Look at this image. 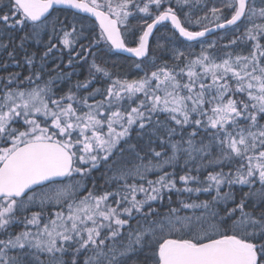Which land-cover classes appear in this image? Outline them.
Here are the masks:
<instances>
[{
  "label": "snow or ice",
  "instance_id": "obj_1",
  "mask_svg": "<svg viewBox=\"0 0 264 264\" xmlns=\"http://www.w3.org/2000/svg\"><path fill=\"white\" fill-rule=\"evenodd\" d=\"M0 54V264H264V0H0Z\"/></svg>",
  "mask_w": 264,
  "mask_h": 264
},
{
  "label": "trees",
  "instance_id": "obj_2",
  "mask_svg": "<svg viewBox=\"0 0 264 264\" xmlns=\"http://www.w3.org/2000/svg\"><path fill=\"white\" fill-rule=\"evenodd\" d=\"M221 2V0H218V1H216V0H208V7L210 8V7H212L213 6V3H215V6L216 5H218L219 3ZM206 10H207V8H205ZM205 9H202L201 11H200V13H198V15H196V16H200V15H202L203 13H204V11H205ZM184 11H187V9L185 10L184 9ZM181 18L183 19V16H181ZM92 22H93V20H92ZM136 23H138V19L137 20H130V24H136ZM191 30H200V28L199 27H194V28H192ZM162 31H165V29H163V28H161V29H158L157 30V32L159 33V32H162ZM224 35L225 37H226V39H224L223 41H219V43L220 44H226L227 43V41H228V39H231V37H232V35H234V33H232V32H227V33H225L224 31H220V32H217V33H215V34H213V35H211V36H209V37H207V41H211V40H213V39H216L217 37H219L220 35ZM180 47H181V49L182 50H186V51H191V52H199L200 51V46H199V44H194V43H192V44H182V45H179ZM32 46L30 45V48H31ZM233 51H238V50H240V49H232ZM220 51H224V49H220ZM243 51L244 52H247V51H249V49L248 48H243ZM156 55H159V53H156ZM4 57H3V55L2 54H0V60H2ZM101 59H103V60H107L109 63H108V67H112V63L114 62L115 63V65H116V67L113 69V71L116 73V74H118V75H120L121 77H128V78H131V79H133V78H137V75H139L138 74V71L135 69V67H134V65H133V61H132V58H130V57H127V56H125V55H123V54H119V53H117V52H115V53H113V57H109V56H103L101 53H100V55L97 57V60H98V62L101 60ZM162 59H164V60H168L169 61V63L171 64V60H170V58H169V56L168 55H164L163 57H162ZM25 68V70L24 69H21V68H19V67H17L16 65H12V64H9V66L7 67V69H9V70H13V72H26V73H28L26 70H28L27 69V66H25L24 67ZM1 69V68H0ZM85 74V73H84ZM81 78L83 77V75H81V73H80V75H79ZM67 84L66 83H64V84H62V86H61V88H60V90L62 91L63 90V88L66 86ZM157 150H159V149H157ZM170 170V169H169ZM209 170H211V169H209ZM101 171H102V169H101ZM193 174H195V173H193ZM205 175H206V173H204ZM95 176H94V178H96V179H100V184H102V182H103V180L100 178V172H95V174H94ZM150 178L151 179H154L155 178V176L154 175H150ZM99 184H97V188H99ZM178 187H180V186H182V185H180V184H178L177 185ZM197 195H199V199H201V200H204V199H209L210 197L207 195V194H197ZM196 198V196L194 195L193 197H192V199H195ZM176 200V197L175 196H173V201H175ZM155 206H157V205H154V207ZM173 206L174 207H179V205L178 204H173ZM166 209L165 208H161V211H165ZM192 211L193 210H191V209H186V210H183L180 214L181 215H191L192 214ZM197 214H199V211H197Z\"/></svg>",
  "mask_w": 264,
  "mask_h": 264
},
{
  "label": "rangeland",
  "instance_id": "obj_3",
  "mask_svg": "<svg viewBox=\"0 0 264 264\" xmlns=\"http://www.w3.org/2000/svg\"><path fill=\"white\" fill-rule=\"evenodd\" d=\"M216 1H218V0H216ZM217 7H219L220 6V3L218 4V5H216ZM187 8H185V10H186ZM203 9H205V8H203ZM202 10V8H201V6L200 5H197L196 7H194L193 9H192V16H193V19H195V17H196V15H198V13H200V11ZM187 11H188V9H187ZM205 11H207L206 9H205ZM203 15V14H202ZM93 23H96L95 21H93ZM96 25H97V23H96ZM97 30H98V25H97ZM220 36H224L223 34L222 35H220ZM221 42V41H220ZM113 53H115V51L114 50H112L111 51V53H109V52H101V54L104 56H109V57H113ZM66 60H67V57H65V64H66ZM48 67L49 68H51L52 67V61H49V65H48ZM144 67L147 69V70H152V64H151V62H150V60L149 61H146L145 62V65H144ZM80 68H82L81 70H80ZM136 69V68H135ZM62 70L63 71H66V72H70V71H72V69L71 68H69V67H64L63 66V68H62ZM137 71H138V74L139 75H137V78L138 77H140V76H142L143 75V72L142 71H140V70H138V69H136ZM27 72H28V70H26ZM85 72V74L83 75V77L81 78L78 74H80L79 72ZM23 75H25V74H23ZM53 75H55V73H53ZM87 75V66L86 65H81V66H79L78 68H77V75H74V76H72V78H71V81L74 83L77 79H79V80H83L84 78H85V76ZM3 76H7V75H4V74H1L0 73V77H3ZM123 78V77H122ZM128 78V77H127ZM73 79V80H72ZM128 79H131V78H128ZM63 83H66L67 85L63 88V90L61 91L60 90V88H61V86H62V84ZM63 83H61L60 84V86L58 87V89H57V91H58V93H60V94H62L64 91H66L67 90V87H68V82L67 81H65V82H63ZM96 85H93V87H95ZM91 89H89V91H90ZM80 95H83V93H80ZM100 97L99 96H97L96 97V99H99ZM95 174V171L92 173V176ZM149 178H150V176H149ZM151 179V178H150ZM88 187L89 188H91L92 187V181L90 180V181H88Z\"/></svg>",
  "mask_w": 264,
  "mask_h": 264
},
{
  "label": "flooded vegetation",
  "instance_id": "obj_4",
  "mask_svg": "<svg viewBox=\"0 0 264 264\" xmlns=\"http://www.w3.org/2000/svg\"><path fill=\"white\" fill-rule=\"evenodd\" d=\"M62 68H63V65H62ZM23 69L25 70V68H23ZM81 69H82V68H80V70H81ZM11 72H13V70H9V69H6V70H5V69H3V68L0 69V73H1V74H4V75H7L8 73H11ZM79 73H81V75H84L85 72L82 71V72H79ZM22 74H25V76H26L28 73L22 71ZM78 75H80V74H78ZM72 80H73V79H72ZM63 84H64V83H63ZM100 98H101V97H100ZM100 98H99V99H100ZM95 172H96V171H95ZM94 176H95V175H93V177H94ZM97 184L102 185L103 182H102V184H100V179H96V185H97ZM98 190H99V188H98Z\"/></svg>",
  "mask_w": 264,
  "mask_h": 264
},
{
  "label": "water",
  "instance_id": "obj_5",
  "mask_svg": "<svg viewBox=\"0 0 264 264\" xmlns=\"http://www.w3.org/2000/svg\"><path fill=\"white\" fill-rule=\"evenodd\" d=\"M57 7H63V6H57ZM81 15L87 16V15H89V14L81 13ZM93 20H94V18H93ZM95 22H96V21H95ZM96 23L98 24V22H96ZM220 31H223V30H218V31H216L215 33L220 32ZM215 33H214V34H215ZM209 36H211V35H209ZM207 37H208V36H207ZM114 51L117 52V53L123 54V55H125V56L131 58V55L128 54V53H126V52H122V51H120V50H114Z\"/></svg>",
  "mask_w": 264,
  "mask_h": 264
}]
</instances>
